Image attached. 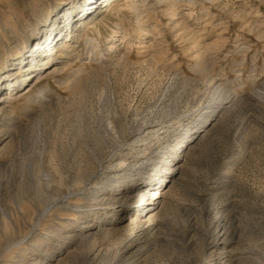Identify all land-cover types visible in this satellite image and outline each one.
<instances>
[{"label": "rangeland", "instance_id": "374dc122", "mask_svg": "<svg viewBox=\"0 0 264 264\" xmlns=\"http://www.w3.org/2000/svg\"><path fill=\"white\" fill-rule=\"evenodd\" d=\"M168 2L0 0V264H264V0Z\"/></svg>", "mask_w": 264, "mask_h": 264}, {"label": "bare ground", "instance_id": "6f19581e", "mask_svg": "<svg viewBox=\"0 0 264 264\" xmlns=\"http://www.w3.org/2000/svg\"><path fill=\"white\" fill-rule=\"evenodd\" d=\"M168 1L169 0H159V2H162V3H165V2H168ZM85 7L86 8H83L81 10V12H83L82 15H81V17H83V18L85 16L84 14L96 12L99 9L100 6L98 5V0H88V3L85 4ZM64 17H61V19H59L57 21V25H55L56 27L52 30V32H50L49 37H51L53 35L50 43H52L54 40H57V34H55V31H56V29H59V26H61L62 22H63V24H64V20H65V22L66 21L70 22L73 19L74 15H72L70 13L65 18ZM83 24H84V21L82 22V24L80 25V27H82ZM66 25H67V23H66ZM58 31H59V34H61V30H58ZM71 33H72V26L71 27H67L66 36L65 37H68V36L70 37ZM44 37L45 36H43V37H41V38H39L37 40V42H38L37 43L38 48L35 47L32 50L33 51V54L35 55V58L36 57H38V58H36L35 60L31 59L30 64L28 65L29 66V69L28 70L34 69V68H36V66H44L46 64L45 62L47 60H50L53 57V54H51L50 51H48V52L46 51V53L43 54L44 55L43 58H41V59L39 58L40 56H42L41 51L42 50L45 51V48H46L45 46H48L49 45V43H47L48 37L45 38L42 41V39ZM61 39L62 38H60V40ZM67 45H68L67 43H64L59 50L60 51H63L64 49H67ZM42 47H43V49H42ZM59 55H62L61 52H60ZM31 73H32V71H31ZM8 75L10 77V74L9 73H8ZM3 82H4V80H2V83ZM18 86L19 85H16L15 83H11V85H8L7 89H9L10 91H14V90H16L18 88ZM44 91H45L44 89H39L38 90V95L42 96L43 93H44ZM216 93H217V88H216V91H214L213 95H215ZM38 95H37V98L40 97ZM233 96L235 97V94ZM33 98H35V97H33ZM5 100H6V97H4V98L1 97L0 102H5ZM230 101H231V99H230L229 96H226L225 99H221L220 98L214 105H212L210 107H208V106L207 107H202V108L198 109L197 111H195L194 116H196L199 119H202V123H206V120L208 118H210V117H212V120L211 121H215V119H216L219 111L221 109L227 108V104ZM177 124L184 126L182 124V122H180V121H178ZM203 126H204V124H203ZM203 126H201V127H203ZM196 127L197 126H195V128ZM201 127H199V128H201ZM154 129H155V125H152V126L146 128V133H148V134L149 133H155L156 132V129L155 130ZM197 132H199V131L196 130V129H194V130H192V132L190 134H188L186 132H184V133L181 134V137L182 138H181L180 143H177L176 148L172 151V156L175 157V159L180 158V154L183 151V148H186L187 144L191 141V139H193V135L194 134H197ZM177 168L178 167L176 166V163H174L173 161H169V159H165V160L163 159L162 161H159V163H156L151 168V170H150L151 174H149V176L147 177L149 179L147 181H145L146 179L144 178L143 182L145 181L144 183L147 186H149V188L152 185H155V183L156 184L158 183V187L156 189H153V191H149L148 192V194L151 195V197L149 198L151 200L147 199V201H145L144 204H143L144 207L141 208L137 212H140L141 213L142 211H144L143 216L145 217L148 214V212L152 209V207H150V205H153L154 204L153 201L156 200V204H158L164 198V194H165L164 191H163L164 182L167 181V180H169L172 177V175H174L176 173ZM123 178H124V176H123ZM153 181H155V182H153ZM136 186L138 187L139 185H136Z\"/></svg>", "mask_w": 264, "mask_h": 264}]
</instances>
